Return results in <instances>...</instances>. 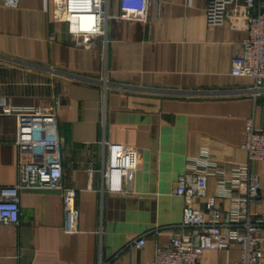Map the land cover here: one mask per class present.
I'll return each instance as SVG.
<instances>
[{
	"label": "crops",
	"instance_id": "crops-1",
	"mask_svg": "<svg viewBox=\"0 0 264 264\" xmlns=\"http://www.w3.org/2000/svg\"><path fill=\"white\" fill-rule=\"evenodd\" d=\"M208 0L152 1L145 22L110 18L105 36L81 46L58 19L54 0H0V96L19 106L54 107L40 122L0 116V188L13 187L20 162L61 164L78 191V230H65L60 190H21L18 224H0V264H136L177 231L184 200L174 193L188 163L246 162L247 121L264 128V92L232 74L247 37L229 23L207 22ZM109 12L119 13L117 0ZM58 147H34L36 137ZM123 147L132 173L128 193L105 187L108 143ZM264 192V166L254 164ZM91 170V171H90ZM216 179L208 178L213 194ZM227 210L230 203L218 200ZM203 208L204 199L194 201ZM263 211V207H257ZM149 231L143 247L121 251ZM239 245L209 249L202 264H237Z\"/></svg>",
	"mask_w": 264,
	"mask_h": 264
},
{
	"label": "built area",
	"instance_id": "built-area-1",
	"mask_svg": "<svg viewBox=\"0 0 264 264\" xmlns=\"http://www.w3.org/2000/svg\"><path fill=\"white\" fill-rule=\"evenodd\" d=\"M16 5L18 0H5ZM59 3L58 19L68 25L69 32L81 46L94 45V38L105 36L110 18L145 22L149 18L152 1L117 0L119 13L109 12L110 0H54ZM207 22L210 25L229 23L233 29L244 30L247 37L240 52L232 60V74L253 80L249 91L264 92V0H208ZM56 114L54 107L19 106L11 97L0 96V116H14L20 120L32 116L40 122ZM34 147H58V138L36 137L27 141ZM244 147L246 162L227 161L211 157L202 151L191 159L187 169L177 178L174 193L184 200L182 219L170 225L177 232L167 243L156 246L153 259L136 264H202L205 251L226 250L239 245L237 264H264V192L254 164L264 166V128H257L253 119L247 121ZM107 165L104 170L105 187L110 193L126 194L132 167L123 147L108 143ZM19 181L13 187L0 188V224H18L21 217V190L52 189L62 194L65 230H78V191L63 183L61 164L56 161L20 162ZM91 171V170H90ZM216 179L213 194L207 193L208 178ZM205 200L203 208L195 207V200ZM218 200H227L230 207L222 209ZM257 207H263L259 211ZM149 231L130 239L121 251H132L146 243Z\"/></svg>",
	"mask_w": 264,
	"mask_h": 264
}]
</instances>
